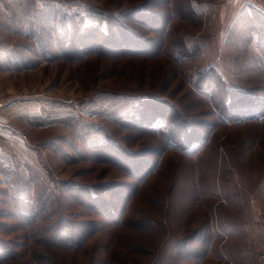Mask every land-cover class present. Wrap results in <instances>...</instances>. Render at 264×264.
Wrapping results in <instances>:
<instances>
[{
    "label": "rangeland",
    "instance_id": "rangeland-1",
    "mask_svg": "<svg viewBox=\"0 0 264 264\" xmlns=\"http://www.w3.org/2000/svg\"><path fill=\"white\" fill-rule=\"evenodd\" d=\"M251 6L264 13V0H0V240L16 252L0 264H264V115L223 122L193 85L213 67L228 86L264 97L257 36L238 62L227 45ZM56 13L117 21L111 38L89 37L72 59ZM179 39L199 50L181 57ZM162 105L195 132L187 148L170 139ZM94 137L131 165L91 151ZM18 179L35 214L13 205ZM78 186L104 204L78 191L75 201L65 189ZM60 222L93 228L72 246L57 236Z\"/></svg>",
    "mask_w": 264,
    "mask_h": 264
},
{
    "label": "trees",
    "instance_id": "trees-1",
    "mask_svg": "<svg viewBox=\"0 0 264 264\" xmlns=\"http://www.w3.org/2000/svg\"><path fill=\"white\" fill-rule=\"evenodd\" d=\"M183 8L185 12L189 14V16L194 15L191 5L187 4V2L184 3ZM250 8V10H244V12L240 15L239 20L234 24L231 30H229V34L227 36V45L232 46V49L237 54L235 59L236 62H238L240 58L249 55L248 49L256 36L259 43H261L260 45L262 46L264 52V13L259 12V10L253 6ZM144 15H146L145 17L148 18V14L144 13ZM91 16V23L88 25L85 21L86 18L83 16L77 19L72 14L63 13L60 15V13H56V16L54 17L55 19L53 20V27L56 28L58 32L60 29L64 28L65 32L63 34L65 36L63 35L62 37L65 39L61 43L60 48L64 50L63 54L66 52L65 56L73 59L75 58L74 56H76L75 53H77L79 56L82 55V57H84V46L88 44L87 42H89V37H96V41L99 43L102 42L101 40L111 38L110 32L113 30L111 22L117 21V18L114 16H106L103 13L92 14ZM242 21L247 22L243 25H240L239 23ZM66 28H69L68 33H66ZM237 33L241 34V36H237L235 38ZM126 41L128 43L129 39ZM132 43L143 45L147 42L145 40L138 39V41L133 40ZM178 45L180 50L178 52H180L179 54L183 58L193 57L191 54L199 50V48L196 47L190 51V49L185 45L183 39H179ZM78 46L80 47L79 49ZM102 50H105V47H98V52H102ZM22 62L24 64V60L20 59L19 56V58L14 59L12 67L14 66L15 69L21 68L23 65ZM193 85L199 92L208 95V98L210 99L213 107L217 110L218 115L221 116L220 118L223 120V122H241L246 118H257L264 115V97L261 98L259 95H257L258 93L256 89L240 90L228 86L222 75L213 67L201 71L196 77ZM221 92H223L222 95H226L223 98L221 95L220 99H217L216 97L219 96V93ZM160 109L164 114L163 117H161V120L165 122L168 121V124L171 126L169 130L170 139H174L173 135H176L178 139L182 137V141L174 139V142L179 145H186V148L189 146V144L195 142V140L193 141L191 139V137L195 135V132L190 130L188 127V122L180 115L178 111H175V109L172 111L173 107L163 105ZM90 150L94 153L101 152V156L106 154L110 163L115 162L118 164L120 160L122 162L121 165H124V167H129L131 165V159L127 157L128 153L121 151V149H119V147L112 143L109 139H104L103 141L98 142V140L94 137V143L91 145ZM16 183V188L12 194L13 205L19 210L29 211L35 214L37 210H34V206L30 201V193L26 188V185L19 179ZM65 190L71 197H73V199H75V201L77 200L74 194L78 191V196L82 195V198L88 204H90V202L95 204H104V202L99 199V196L95 194L94 187H66ZM117 191L121 192L120 189H117ZM78 203L81 204L80 200ZM96 210V208L91 209V211ZM89 225V223H76L74 225L76 229L75 234L72 232L74 226L67 228V226L60 222L56 226L57 236H60V240H63L65 243L71 242L72 246H77L80 243V240L91 232L93 226L90 227L87 232L85 231L86 227ZM64 229H67L69 233ZM190 248V246H182V250H185L186 252L185 254H191L190 256L195 255L194 257L198 256V253L196 251H190ZM15 255L16 252L11 250L10 247L5 244V242L0 240V262H3L9 258H14ZM39 257L41 260H38V264H48L46 258L43 256Z\"/></svg>",
    "mask_w": 264,
    "mask_h": 264
}]
</instances>
